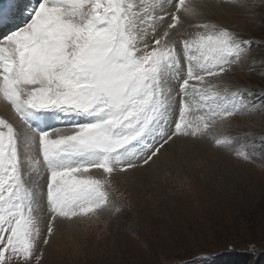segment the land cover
Returning a JSON list of instances; mask_svg holds the SVG:
<instances>
[{"label": "snow or ice", "instance_id": "6c2138e0", "mask_svg": "<svg viewBox=\"0 0 264 264\" xmlns=\"http://www.w3.org/2000/svg\"><path fill=\"white\" fill-rule=\"evenodd\" d=\"M206 7L0 0V100L24 126L0 116V264H42L58 222L98 224L122 211L115 178L178 143L250 159L218 129L264 110L227 79L251 41L203 19Z\"/></svg>", "mask_w": 264, "mask_h": 264}, {"label": "rangeland", "instance_id": "374dc122", "mask_svg": "<svg viewBox=\"0 0 264 264\" xmlns=\"http://www.w3.org/2000/svg\"><path fill=\"white\" fill-rule=\"evenodd\" d=\"M245 3L216 0L228 8L202 18L251 41L248 58L227 79L264 99V0ZM257 109L218 129L248 161L209 143L186 141L183 150L178 143L151 169L116 177L122 211L105 213L98 224L78 222L71 237L76 246L67 241L68 249L55 248L54 240L50 248L49 242L42 264H233L243 255L250 260L238 264H264V110Z\"/></svg>", "mask_w": 264, "mask_h": 264}, {"label": "bare ground", "instance_id": "6f19581e", "mask_svg": "<svg viewBox=\"0 0 264 264\" xmlns=\"http://www.w3.org/2000/svg\"><path fill=\"white\" fill-rule=\"evenodd\" d=\"M204 1H205V4L208 5V7L203 8L202 11H203V13H206V14H208L210 16H216L217 15V17H218V11L220 12V11L226 10L228 8V5H226L224 7L216 6L214 4L216 2V0L215 1H213V0H204ZM212 1L214 3L211 4ZM157 3H159L158 0H157ZM10 113H11L10 107L6 104V102L0 100V115H4V117L6 119H8L11 123H13L14 126L17 127V129L19 131H23L24 130L23 124L18 120V118H16L15 120H11V118H13V115L11 114V116H12L11 117ZM56 124H58V122ZM152 167H154V163L151 164L150 166H144V167L138 168V169H147V168L151 169ZM77 223L78 222H76V223L58 222L57 223V227H56V231L54 233V235L58 236V237L52 238L50 240V246L49 247L53 248L51 246H53L54 240L57 241L55 248L64 247V248L68 249V247H65L67 244L68 245L70 244V245L75 247L76 246L75 241H74V239L71 240V237H72V234H73L72 232L75 229V226L77 225ZM87 224H89V223L87 222ZM66 242H67V244L65 245ZM47 249H49V248H47Z\"/></svg>", "mask_w": 264, "mask_h": 264}, {"label": "trees", "instance_id": "16d2710c", "mask_svg": "<svg viewBox=\"0 0 264 264\" xmlns=\"http://www.w3.org/2000/svg\"><path fill=\"white\" fill-rule=\"evenodd\" d=\"M241 260L248 262L250 260V255H243L240 256V259H238L236 262H234L233 264H238Z\"/></svg>", "mask_w": 264, "mask_h": 264}]
</instances>
